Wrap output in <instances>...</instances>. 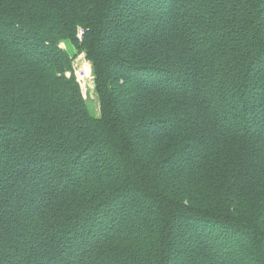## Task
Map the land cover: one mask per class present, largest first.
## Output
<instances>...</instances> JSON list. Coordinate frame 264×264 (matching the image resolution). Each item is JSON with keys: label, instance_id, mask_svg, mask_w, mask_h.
<instances>
[{"label": "trees", "instance_id": "obj_1", "mask_svg": "<svg viewBox=\"0 0 264 264\" xmlns=\"http://www.w3.org/2000/svg\"><path fill=\"white\" fill-rule=\"evenodd\" d=\"M0 264H264V0H0Z\"/></svg>", "mask_w": 264, "mask_h": 264}, {"label": "rangeland", "instance_id": "obj_2", "mask_svg": "<svg viewBox=\"0 0 264 264\" xmlns=\"http://www.w3.org/2000/svg\"><path fill=\"white\" fill-rule=\"evenodd\" d=\"M84 33V29L82 27H78L77 31H76V35L79 37H82ZM61 47H64V44H60ZM71 54H76L75 58L78 57L79 55H82L81 60H76L74 59L72 61V66H74L75 68H77V77H76V72L74 73V76L76 78V81L79 83V85L81 86V90H82V94L85 98V101L87 102L89 108L91 109V112L94 113L95 115H97L99 113V104L97 101V98L94 94L93 91V78H92V74H91V66L90 63L85 59L84 53H80L78 54V51L76 50V48L72 47L71 49L69 48ZM87 64L89 65V70H87ZM74 67H73V71H74ZM86 67V68H85ZM86 69V72H85ZM85 72V73H83ZM69 75V73H68ZM81 81V83L78 81V79ZM92 78V79H91Z\"/></svg>", "mask_w": 264, "mask_h": 264}, {"label": "built area", "instance_id": "obj_3", "mask_svg": "<svg viewBox=\"0 0 264 264\" xmlns=\"http://www.w3.org/2000/svg\"><path fill=\"white\" fill-rule=\"evenodd\" d=\"M77 37H78V36H77ZM78 38L81 39L80 35H79ZM80 57H82V55H79L78 57H76L77 59H76V58H74V59H76V60H81ZM74 59H73V60H74ZM73 62H74V61H73ZM73 67H74V66H73ZM75 72H76V77H77V68L74 67V73H75ZM85 72H86V69H85ZM85 72H83V73H85ZM92 78H93V76H92ZM92 78H91V79H92ZM77 79H78V78H77ZM92 80H93V79H92ZM78 81L81 83V81H80L79 79H78ZM80 87H81V86H80Z\"/></svg>", "mask_w": 264, "mask_h": 264}, {"label": "bare ground", "instance_id": "obj_4", "mask_svg": "<svg viewBox=\"0 0 264 264\" xmlns=\"http://www.w3.org/2000/svg\"><path fill=\"white\" fill-rule=\"evenodd\" d=\"M86 67H87V70H89V65H88V64H87V66H86ZM86 67H85V68H86Z\"/></svg>", "mask_w": 264, "mask_h": 264}]
</instances>
